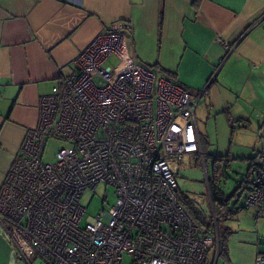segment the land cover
Here are the masks:
<instances>
[{"label": "built area", "instance_id": "1", "mask_svg": "<svg viewBox=\"0 0 264 264\" xmlns=\"http://www.w3.org/2000/svg\"><path fill=\"white\" fill-rule=\"evenodd\" d=\"M131 29L128 20L101 29L74 70L40 97L37 125L0 187V224L26 262L37 255L50 264H123L128 255L131 264H204L217 241L178 201L174 177L195 154L209 191L195 117L201 95L139 63L127 45ZM50 138L69 145L43 161ZM100 183L114 188L115 201L84 219L81 196ZM243 207L264 217V151L236 210Z\"/></svg>", "mask_w": 264, "mask_h": 264}, {"label": "crops", "instance_id": "2", "mask_svg": "<svg viewBox=\"0 0 264 264\" xmlns=\"http://www.w3.org/2000/svg\"><path fill=\"white\" fill-rule=\"evenodd\" d=\"M193 1L0 0V187L37 125L40 97L74 70L76 56L96 33L128 20L130 54L168 71L193 97L201 95L195 117L205 157L223 156L225 170L240 171L231 192L222 188L232 197L229 214L213 234L219 229L226 245L220 252L208 249L205 264H255L264 256V217L236 207L251 189L253 164L264 151V0ZM217 39L228 43L229 53ZM213 113L239 129L236 140L245 147L205 153L199 123ZM210 205L214 219L211 196ZM36 257L26 262L0 224V264H31Z\"/></svg>", "mask_w": 264, "mask_h": 264}, {"label": "rangeland", "instance_id": "3", "mask_svg": "<svg viewBox=\"0 0 264 264\" xmlns=\"http://www.w3.org/2000/svg\"><path fill=\"white\" fill-rule=\"evenodd\" d=\"M115 58L111 57L105 65L114 63ZM199 117V115H198ZM203 137L207 139L208 145L206 147V154H225L227 148H242L238 146L237 134L240 133L239 129H232L231 125L224 119V117L213 113L208 119H203L199 123ZM233 132V134H231ZM64 145H69L68 142H63L58 139L50 138L45 143L44 154L42 157L43 161H51L54 159L55 151ZM240 145V144H239ZM246 145H244L245 147ZM193 160L187 156H184L177 164V170L174 174L178 188L182 194L190 199L197 202L196 209L201 211V216L205 221L210 222L213 220L210 196L208 187L205 180V174L203 170L202 160L195 154ZM204 164L208 178L213 179L214 176L219 180L220 185L227 192H231L234 185V179L236 173L240 171H227L219 165L221 171H212L213 158L206 155ZM108 191V195L105 196V192ZM115 201L114 188L108 184L100 183L93 190L87 189L81 196V204L86 207L83 218L87 216H94L102 208L108 209ZM201 228L203 229L204 224L202 223ZM210 253V251H209ZM31 264H47V261L37 256ZM123 264H131V258L126 255Z\"/></svg>", "mask_w": 264, "mask_h": 264}, {"label": "trees", "instance_id": "4", "mask_svg": "<svg viewBox=\"0 0 264 264\" xmlns=\"http://www.w3.org/2000/svg\"><path fill=\"white\" fill-rule=\"evenodd\" d=\"M194 5L196 6L198 4V0L193 1ZM165 75L171 79V74L168 71L163 70ZM223 156H216L213 157V168L212 171H221L219 168V165H221L224 170L227 168V163H222L223 161ZM204 160H205V155H204ZM208 184H209V193L211 196V201L213 205V210H214V216H215V222L214 219L211 220L210 222H207L202 218L201 211H198L196 208L197 202L194 201L193 199L188 198L184 194H182L178 188L177 190V198L178 201L181 203L183 208L186 210V212L192 217V219L195 221V223L200 226L202 223L204 224V227L202 229L204 234H214L215 229L217 224L219 223L220 217H224L228 215L229 213V201L232 198L230 195H225L222 189V186L219 183V180L217 179L216 176H214L213 179L208 178ZM216 224V226H215ZM218 228V226H217ZM210 230L212 232L210 233ZM217 237L215 238L217 241L215 242L214 246L217 247L218 252H220L223 247L226 245V236L222 234V232L217 231ZM206 263V260L204 264ZM48 264H50L48 262Z\"/></svg>", "mask_w": 264, "mask_h": 264}]
</instances>
